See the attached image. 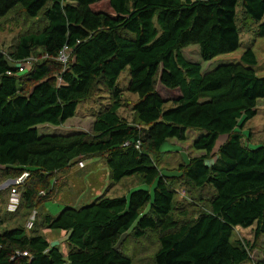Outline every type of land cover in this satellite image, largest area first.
<instances>
[{"label": "trees", "instance_id": "obj_1", "mask_svg": "<svg viewBox=\"0 0 264 264\" xmlns=\"http://www.w3.org/2000/svg\"><path fill=\"white\" fill-rule=\"evenodd\" d=\"M240 2L264 37V0H0V17L21 7L43 22L18 37L10 56L0 51V183L31 172L12 214L24 210L28 220L36 210L37 219V208L57 197L59 173L93 157L106 158L114 184L133 175L155 183L153 193L139 187L46 212L36 233L26 223L5 227L0 264H132L121 248L131 230L138 237L159 232L155 264L249 263V249L232 237L237 226L254 224L264 236V143L252 145L244 131L264 99V74L251 48L207 69L183 54L191 44L206 62L236 52ZM65 46L72 51L66 64L57 59ZM31 55L39 59L26 65ZM96 86L106 87L111 101L91 131L40 130L73 118ZM126 90L138 96L134 122L119 114ZM191 130L198 132L192 147L204 154L190 155L167 176L157 162L162 145L187 140ZM178 177L213 189L207 211L177 218L169 179ZM42 228L67 231L68 253Z\"/></svg>", "mask_w": 264, "mask_h": 264}, {"label": "rangeland", "instance_id": "obj_2", "mask_svg": "<svg viewBox=\"0 0 264 264\" xmlns=\"http://www.w3.org/2000/svg\"><path fill=\"white\" fill-rule=\"evenodd\" d=\"M262 21H264V17ZM237 23L240 29L241 47L236 52L223 54L210 62H206L201 58L198 44H191L183 49V54L191 61L201 62L203 67L207 69L219 61L237 60L247 48H251L258 59L257 70L259 74H264V37L258 36L257 28L259 22L252 19L246 13L241 2L237 8ZM42 24L43 22L40 19L29 17L21 7L11 11L5 17H0V51L10 56L18 37L24 33L36 32ZM128 81L129 72L126 69L120 76V85L126 89ZM137 99L138 96L136 94L128 92L127 90L124 91V104L119 110V114L126 117L130 122L135 121L133 104ZM110 101L111 97L106 87L96 86L88 97L80 101L73 118L60 126L42 125L40 126V130L49 133H69L81 130L91 131L96 113L103 105L110 103ZM258 109V114L244 126L246 136H249L251 143L254 144L264 143V99L260 101ZM197 133V131L191 130L187 141L176 140L178 141L176 142L172 138L168 139L162 145L161 150L164 152L157 157V162L164 174L167 176L177 174L178 165L182 162L179 154L185 157L188 153L191 155L199 153V150L191 149L193 137ZM245 141H247V137ZM84 161V167L75 165L59 173L60 187L56 195L57 197L45 200L37 208L38 217L35 220V226L31 230L33 233H36L43 214L50 212L56 215L66 204L81 206L91 202L95 197L102 194L111 197L120 196L129 194L130 190L139 187L150 189L152 193L154 191L155 183L150 185L141 182L135 175L125 177L117 184L112 183L104 156L84 159ZM14 179V177H6L0 183V231L5 227L23 225L26 221V217L23 216V213H25L24 210L19 215L14 216L6 209L7 195L9 192V188L7 187H9V184L14 183ZM169 180L177 191L175 196V215L177 218L180 220L194 218L201 211H207L209 209L210 197L213 193V189L210 186L195 188L186 179L181 177L170 178ZM49 230L42 228L40 232L49 238L53 242L52 244H58L61 247V251L67 254L69 248L63 230L51 228ZM232 239L242 242L249 249L250 261L247 264H255L257 261L264 260V236L257 237L255 224L251 227L237 226ZM159 247L160 234L156 230H148L142 237H138L131 230L121 243V248L124 253L132 258V264H155L154 257Z\"/></svg>", "mask_w": 264, "mask_h": 264}, {"label": "built area", "instance_id": "obj_3", "mask_svg": "<svg viewBox=\"0 0 264 264\" xmlns=\"http://www.w3.org/2000/svg\"><path fill=\"white\" fill-rule=\"evenodd\" d=\"M71 52L72 51L69 49V47L65 46L60 51L59 55L57 56V59L63 62L64 64H66L70 58ZM42 57L46 58L48 57V55L44 54ZM38 59H39L38 56L31 55L30 57L25 58L24 61L26 65H28L30 63L37 61ZM78 165L81 167H84L85 163L83 160H81L78 162ZM30 175H31V172L29 170H24L19 176L15 177L13 184H9V193H8L7 202H6V209L8 212L16 213L19 210L20 205H21V197H22L21 187L28 180ZM45 193H46L45 190L41 191V194H45ZM36 215H37V211L34 210V212L31 213V216L29 217V219L27 220L25 224L27 229L30 230L34 227ZM24 254H27V253L25 252Z\"/></svg>", "mask_w": 264, "mask_h": 264}, {"label": "crops", "instance_id": "obj_4", "mask_svg": "<svg viewBox=\"0 0 264 264\" xmlns=\"http://www.w3.org/2000/svg\"><path fill=\"white\" fill-rule=\"evenodd\" d=\"M175 141L177 140V139H174ZM179 141V140H178ZM178 141H176V142H178ZM187 141V140H186ZM252 144H254V143H252ZM257 144H259V143H257ZM191 149H194L193 147H191ZM196 150V149H195ZM187 152H190V151H187ZM201 154H204V151H202V150H199V153H196V155H201ZM180 155V157L182 158V161H184V160H188V157L191 155L190 153H188V155H185V157L184 156H181V154H179ZM179 164H181V162L179 163ZM27 220V219H26ZM25 223H26V221H25ZM24 223V224H25ZM48 229V228H47ZM49 230V229H48ZM49 232L50 233H52V231H50L49 230ZM63 234H64V236L66 237V243H67V246H68V248H69V245H68V242H67V231H64L63 230ZM48 240H49V238H47ZM50 241V240H49ZM51 243H53L52 241H50ZM58 247L61 249V247L58 245Z\"/></svg>", "mask_w": 264, "mask_h": 264}]
</instances>
